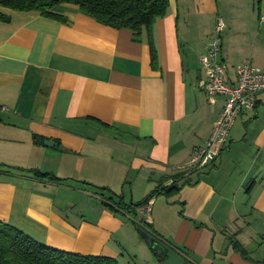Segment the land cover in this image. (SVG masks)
Here are the masks:
<instances>
[{
  "label": "crops",
  "instance_id": "crops-1",
  "mask_svg": "<svg viewBox=\"0 0 264 264\" xmlns=\"http://www.w3.org/2000/svg\"><path fill=\"white\" fill-rule=\"evenodd\" d=\"M203 4L170 0L152 26L155 65L145 32L136 38L73 5L55 11L66 23L4 10L11 21H0V221L48 247L118 264H162L140 226L186 264H264V91L236 119L219 158L189 174L193 184L176 180L225 101L198 87L215 32L203 25ZM258 4V21L240 13L221 34L230 70L247 61L264 68V0ZM173 184L174 194L161 193ZM110 192L125 205L153 196L126 213L110 208Z\"/></svg>",
  "mask_w": 264,
  "mask_h": 264
},
{
  "label": "trees",
  "instance_id": "trees-1",
  "mask_svg": "<svg viewBox=\"0 0 264 264\" xmlns=\"http://www.w3.org/2000/svg\"><path fill=\"white\" fill-rule=\"evenodd\" d=\"M62 5H73L79 12L94 19L99 24L111 28L132 31L137 38L146 33L150 46L152 65L157 60V52L153 43L152 26L157 19L164 18L168 12L170 0H0V21L10 22L11 17L4 10L15 12H35L43 17L62 23L67 18L55 11ZM35 143H44L43 137L35 136ZM36 178L50 182H62L64 179L50 173L34 171ZM181 184H193L188 176L176 175ZM175 183V182H174ZM101 190H108L100 188ZM179 189L177 184L162 189L161 193L169 196ZM159 190V189H158ZM158 192V191H157ZM109 194H112L111 192ZM104 197L112 202V207L123 212H131V207L141 206L147 199L138 204L125 205L120 196ZM104 196V195H103ZM118 200H115V199ZM105 204V203H104ZM108 206V205H107ZM113 209V210H114ZM115 210V212H116ZM148 229L147 226H140ZM137 226V228H140ZM156 236V235H155ZM143 239V238H142ZM0 264H118L117 260L105 256H82L62 250H57L38 243L19 229L7 222L0 221Z\"/></svg>",
  "mask_w": 264,
  "mask_h": 264
},
{
  "label": "built area",
  "instance_id": "built-area-1",
  "mask_svg": "<svg viewBox=\"0 0 264 264\" xmlns=\"http://www.w3.org/2000/svg\"><path fill=\"white\" fill-rule=\"evenodd\" d=\"M225 28L224 20L218 18L215 35L209 41L206 53L200 57L204 75L198 81L199 89L209 99L223 97L224 106L204 145L196 148L189 159L177 167L185 176L207 169L219 158L236 119L240 114L255 109L257 95L264 91V68L247 61L235 66L233 75L230 73V68L221 58V34ZM0 108L7 110L5 106Z\"/></svg>",
  "mask_w": 264,
  "mask_h": 264
},
{
  "label": "rangeland",
  "instance_id": "rangeland-1",
  "mask_svg": "<svg viewBox=\"0 0 264 264\" xmlns=\"http://www.w3.org/2000/svg\"><path fill=\"white\" fill-rule=\"evenodd\" d=\"M258 1L259 0H204L203 25L206 28H210L215 25L216 28L217 19L222 18L226 24V29L224 30L226 31L229 27L228 26L229 21L233 19L235 16L240 18L241 17L240 13H248L250 15L253 14V17L255 18V20H257L259 17ZM214 35L215 32L212 36ZM221 47H222V40H221ZM230 72L231 74L232 73L234 74L235 67H233L230 70Z\"/></svg>",
  "mask_w": 264,
  "mask_h": 264
},
{
  "label": "water",
  "instance_id": "water-1",
  "mask_svg": "<svg viewBox=\"0 0 264 264\" xmlns=\"http://www.w3.org/2000/svg\"><path fill=\"white\" fill-rule=\"evenodd\" d=\"M44 144L48 147L56 145L53 141H45ZM138 232L162 264H186V260L181 255L157 236L144 228L139 229Z\"/></svg>",
  "mask_w": 264,
  "mask_h": 264
}]
</instances>
